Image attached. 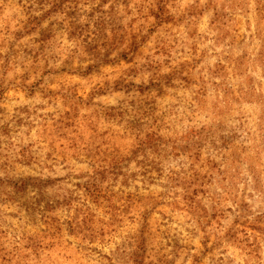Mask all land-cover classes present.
<instances>
[{
	"label": "rangeland",
	"instance_id": "374dc122",
	"mask_svg": "<svg viewBox=\"0 0 264 264\" xmlns=\"http://www.w3.org/2000/svg\"><path fill=\"white\" fill-rule=\"evenodd\" d=\"M0 264H264V0H0Z\"/></svg>",
	"mask_w": 264,
	"mask_h": 264
}]
</instances>
